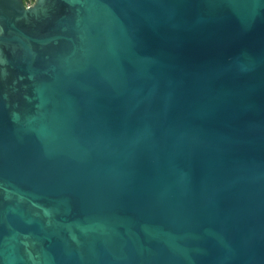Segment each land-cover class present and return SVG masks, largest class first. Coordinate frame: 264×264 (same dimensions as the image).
I'll return each instance as SVG.
<instances>
[{
  "label": "water",
  "instance_id": "1",
  "mask_svg": "<svg viewBox=\"0 0 264 264\" xmlns=\"http://www.w3.org/2000/svg\"><path fill=\"white\" fill-rule=\"evenodd\" d=\"M0 264H264V0H0Z\"/></svg>",
  "mask_w": 264,
  "mask_h": 264
},
{
  "label": "flooded vegetation",
  "instance_id": "2",
  "mask_svg": "<svg viewBox=\"0 0 264 264\" xmlns=\"http://www.w3.org/2000/svg\"><path fill=\"white\" fill-rule=\"evenodd\" d=\"M21 2L23 4L24 9L29 10L37 4L38 0H21Z\"/></svg>",
  "mask_w": 264,
  "mask_h": 264
}]
</instances>
